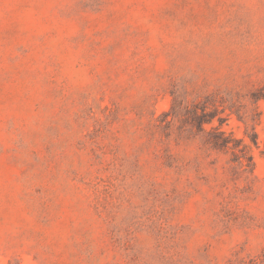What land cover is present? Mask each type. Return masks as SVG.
Wrapping results in <instances>:
<instances>
[{"label": "rangeland", "instance_id": "374dc122", "mask_svg": "<svg viewBox=\"0 0 264 264\" xmlns=\"http://www.w3.org/2000/svg\"><path fill=\"white\" fill-rule=\"evenodd\" d=\"M0 264H264V0H0Z\"/></svg>", "mask_w": 264, "mask_h": 264}, {"label": "trees", "instance_id": "16d2710c", "mask_svg": "<svg viewBox=\"0 0 264 264\" xmlns=\"http://www.w3.org/2000/svg\"><path fill=\"white\" fill-rule=\"evenodd\" d=\"M210 137L206 139V144L212 149L218 151H230L233 158L232 162L236 163L243 172H252L254 169V159L248 152V146L242 140H236L224 131H209ZM212 134V136H211ZM257 144V138L252 139Z\"/></svg>", "mask_w": 264, "mask_h": 264}]
</instances>
